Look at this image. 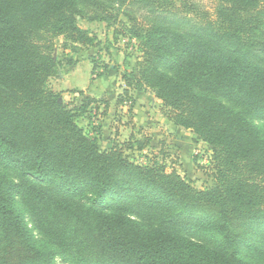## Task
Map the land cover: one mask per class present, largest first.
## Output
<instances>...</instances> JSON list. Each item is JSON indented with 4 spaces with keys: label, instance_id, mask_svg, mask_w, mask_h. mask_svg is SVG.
I'll return each mask as SVG.
<instances>
[{
    "label": "trees",
    "instance_id": "obj_1",
    "mask_svg": "<svg viewBox=\"0 0 264 264\" xmlns=\"http://www.w3.org/2000/svg\"><path fill=\"white\" fill-rule=\"evenodd\" d=\"M112 1L0 0V264H52L19 199L43 228L68 196L86 202L75 228L81 248L70 256L77 264H251L239 248L264 252V136L223 99L264 120V0H213V12L189 7L196 20L183 31L129 15L143 56L137 71L123 74L124 92L151 90L175 125L211 147L216 185L207 189L155 159H131L120 144L101 148L76 121L97 99L73 105L50 85L62 64L57 41L73 50L97 45L79 20L88 8L111 27L127 0H115V13ZM134 2L175 12L170 0ZM151 211L164 214L161 226L146 228L132 216ZM198 231L219 235L227 248L196 240Z\"/></svg>",
    "mask_w": 264,
    "mask_h": 264
},
{
    "label": "rangeland",
    "instance_id": "obj_2",
    "mask_svg": "<svg viewBox=\"0 0 264 264\" xmlns=\"http://www.w3.org/2000/svg\"><path fill=\"white\" fill-rule=\"evenodd\" d=\"M170 1L173 3L175 18H170L172 13L167 14L162 10L148 12L145 6L127 0L121 7L118 20L111 27L104 20L92 19L94 13L87 8L85 17L80 18L79 22L96 36L98 43L73 50L70 47L64 48L61 40H58L54 52L62 64L59 76L53 78L50 85L60 93L62 101L73 105L81 104L85 96L97 99L90 107L91 112L78 117L76 121L99 139L101 148L108 149L114 144H120L131 159L142 163H150L155 159L164 164L167 171H177L192 180L197 188H212L216 185V179L211 147L191 130L175 125L168 117L170 109L151 90L137 91L130 88L129 94L124 92L127 85L123 74L137 71L143 56L140 41L131 32L129 15L138 18L141 24L158 22L183 31L196 20L195 13H186L189 7L192 11L213 12L217 6L213 0ZM112 2L111 9L115 13L118 4L115 0ZM179 16H187L188 22L180 21ZM80 91H84V94H79ZM223 100L251 120L264 136L263 119L257 118L243 106ZM136 140L144 144L143 150L138 149ZM4 171L20 180L17 171ZM35 184L50 188L44 181L36 180ZM123 200L114 197L112 202L122 204ZM61 201L62 205L54 206L43 228L38 227L40 223L27 211L29 201L19 199V207L24 212L25 222L37 244L53 254L52 264H77L76 260L71 261L70 256H75L81 248L79 240L82 236L75 228L80 224L77 216L83 217L86 214V202L73 196L62 197ZM132 216L146 228L161 226L165 218L164 214L159 215V212L153 211L144 217L137 212L132 213ZM192 236L210 246L227 248L222 238L213 232L198 231L192 233ZM239 254L251 264H264V252L258 253L243 244Z\"/></svg>",
    "mask_w": 264,
    "mask_h": 264
}]
</instances>
